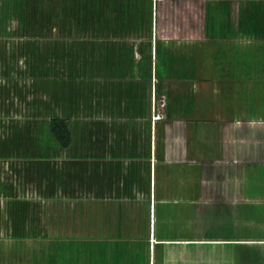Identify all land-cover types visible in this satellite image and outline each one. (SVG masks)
Here are the masks:
<instances>
[{
  "label": "rangeland",
  "instance_id": "1",
  "mask_svg": "<svg viewBox=\"0 0 264 264\" xmlns=\"http://www.w3.org/2000/svg\"><path fill=\"white\" fill-rule=\"evenodd\" d=\"M41 1L47 13L42 21L49 32H16L0 39L5 58L16 67L5 71L16 80L17 94L8 98L13 107L10 120L24 129L18 133L16 126L11 137L23 142L30 133L33 154L49 139L42 133L45 123L59 116L68 120L73 143L64 151L49 149L46 159L43 151L38 152L45 163L33 156L18 162L17 154L26 152L22 147L14 152L17 163L0 161V177L6 182L20 187L24 182L29 190L35 188L41 173L48 191L47 197L27 193L44 206L37 216L47 220L46 236L33 239L30 248L15 241L7 246L8 255L0 264H131L139 254L144 257L146 247L139 237L146 233V209L125 208L119 227L73 231L67 210L56 215L51 201L71 196L59 192L61 188L67 192L74 187L76 196L92 198L83 188L93 180V187L114 188L129 186L126 179L130 182L133 177L132 185L137 186L148 170L149 181L144 180L143 186L158 189L156 211L165 226L160 228L168 229L174 222L178 230L188 215L193 226L205 217L199 211L207 213L206 200L221 198L210 191L264 185L263 175L252 176L264 170V0H148L150 19L139 22H150L151 30L141 27L124 30L122 36L111 35L121 39V47L110 55L106 37L91 34L89 26L79 34L58 32L59 0ZM77 1L81 8L90 2ZM102 20L94 19L96 25ZM80 21L84 27L90 23L87 18ZM20 24L18 18L8 21L11 30ZM30 43H37L33 50L27 48ZM148 46L149 81L139 73L141 65L148 63L144 60ZM156 61L165 67L162 78L155 74ZM39 67L47 74L40 83L34 82ZM94 153L96 162L90 160ZM20 168L32 176L31 181L23 179ZM147 196L152 198L151 193ZM181 199L182 203H176ZM247 208V203L239 204L238 218H247ZM226 209L206 215L232 218ZM1 236L9 234L3 230ZM92 236L100 240L89 239ZM108 236L122 238L117 254L110 253L104 242ZM93 249L98 256L91 259ZM128 249H133V255L126 254ZM35 255L36 263L29 259Z\"/></svg>",
  "mask_w": 264,
  "mask_h": 264
},
{
  "label": "crops",
  "instance_id": "2",
  "mask_svg": "<svg viewBox=\"0 0 264 264\" xmlns=\"http://www.w3.org/2000/svg\"><path fill=\"white\" fill-rule=\"evenodd\" d=\"M41 2V0H33V2L31 0H0V39L5 37L2 35L16 32L20 34H43L48 31V26L45 24L46 21H42V17H46L47 13L45 9H41ZM59 11L60 14L56 13L55 15L57 18H61L60 22L57 20V22H59L57 31L61 30V32H63L66 30L69 34H78L77 27L74 25L73 21H64V18H71V20H73V13L69 12L65 14L62 10ZM10 18H18L19 24H21L18 25L16 29L12 27L11 30L8 25ZM30 19H37L39 22L33 23ZM36 45L37 43H30L27 48L33 50ZM9 61L8 58H5L0 43V161L15 162L19 160L18 162L21 163L24 162V160H30L28 158L33 156V158L38 157V162L45 163L43 158L46 159L49 149L64 151L72 145L73 138L71 137V143L67 148L60 147L54 139H50L52 137L48 133V122H46L42 133L49 139L40 146L38 145L40 149L38 150L37 147V152L31 154L30 133L25 135L23 142L17 140L16 142L18 143H16L12 141L13 137H11V131L12 134H14L16 126L18 133H22L24 129L19 125H15L14 121H11L12 118L9 115L13 107L9 103L8 98L10 94H17L14 85L16 84V80L13 77L14 75L5 73L9 68L12 70L16 68L15 64L12 65ZM42 71L43 70L39 67V75L37 74L38 76L34 79V82L40 83V80L44 79L42 75L45 76V79L47 78L45 69L44 73H42ZM25 125L27 126V124ZM77 145H79L77 149L79 154L82 151H79L80 144ZM17 147H22L24 152H26L22 155L16 153V160L14 159L16 156L14 152ZM38 152H42L46 154V156L42 158V155ZM112 152L114 153L115 151L112 150ZM97 155L95 153L92 154L90 160L96 162V159H98ZM253 162L259 163L258 160H254ZM20 169H24L22 173L24 176L23 179L27 178L31 181L32 176L26 174L25 168ZM262 169H264V167ZM132 174L136 173L132 172ZM260 174L261 178L263 175L262 179L264 180V170L252 176L256 178L255 176L260 177ZM93 175L96 177V174L93 173ZM145 176L144 172V179L142 178L143 182L140 177H136L139 179V181L136 182L137 186L132 185L133 183L131 181L133 177H130V182H127L128 179H126V183H128L129 186L125 185L124 187L114 188L111 186L99 185L93 187L91 185L95 184L94 181H96L93 180L86 188H83L84 194H93L92 198H80L76 196V188L74 187L68 189L67 192H65L66 190H64V188H61L58 190L59 192L71 196L68 198L56 197L55 199H51L54 203L55 214L58 215V213L66 209L69 215L68 219L70 223H72H69V225L73 228V231L74 228H87L88 226H96V228L109 230L113 227L121 226V222L119 221H121V215L125 208L132 207L135 210L146 209V233L139 237L146 248L143 253L144 257H141V253L137 257V261H135H140V264H264V185L251 187L248 190L238 187L223 189L222 192H217V189L212 190L210 194H215L217 197L221 196V198L214 200L208 199L205 201L207 203V213L206 211L204 212L196 209L200 212V215H204L205 217H202L194 226L192 225L191 217L188 215L185 220H182V222L180 221L181 225L178 230L175 229L174 222L168 224V229L161 230L160 227L165 226H163L164 222L160 221L158 217V212L156 211L158 202L154 198L158 189L154 186H152L151 189L143 186L144 180L146 179ZM39 177V180L35 183V188L30 187L29 190L23 185L24 182L21 188L20 185L15 186V182L8 183L0 177V259L2 258L4 260V258H6L5 256L8 255L7 246L11 247L13 243L15 244V241L18 244L22 243L26 246L27 244L29 245L33 239H41L46 236V227H48L47 220H41L40 216H37V212L44 206H42L41 201H37L36 198L28 197L27 194L36 191L34 193L39 194L40 197H42V195L47 197L48 191L45 185H42L41 173ZM150 193L152 196L151 199L147 198V195H150ZM50 194H53V189L50 191ZM138 195H145V198L139 197ZM176 203H182V199L177 200ZM240 203H247L248 207L247 218L243 220L238 218L237 213ZM81 205H83V207ZM85 205H88V208H86ZM195 205L196 208L199 209L198 204ZM223 207L227 208L226 212H229V210L231 211L232 218L224 219L213 215H206L210 212L213 213V211H217V208L223 210ZM81 211V215L87 216V218H82L80 216ZM95 211L97 212L94 213ZM97 213L100 214L98 218ZM117 217H119V219ZM115 219L117 220L115 221ZM193 219L196 218L193 217ZM3 230L5 233L8 232V237L1 236ZM76 237H79V235ZM92 237H89V239H99L95 236ZM15 238L18 239L16 240ZM121 239V237L120 239L109 236L106 237V241L104 242H106V245L110 246V253L114 251V253L117 254V252L121 251ZM124 242L127 243L126 241ZM28 247L30 248V245ZM93 250L94 251H89L90 258H93L94 255V258L98 256V252L95 251V249ZM131 251L128 249V251H126L128 253L126 254L133 255V249ZM70 257L72 258L73 254H71ZM29 259H33L35 263L37 261L36 255ZM133 259L136 258L133 256ZM96 264H99V262H96Z\"/></svg>",
  "mask_w": 264,
  "mask_h": 264
},
{
  "label": "trees",
  "instance_id": "3",
  "mask_svg": "<svg viewBox=\"0 0 264 264\" xmlns=\"http://www.w3.org/2000/svg\"><path fill=\"white\" fill-rule=\"evenodd\" d=\"M77 1V0H75ZM74 0H59V10H62L63 13L68 14L69 12L73 13V20L71 18L70 21L74 22V25L77 27L78 34L81 31H84L87 26V30L91 29V34L97 35L99 37L105 38L106 42H109L110 45H108L107 48V55H110L111 50L112 52L118 50L120 45V40L115 38H109L111 35L116 36H122L124 33V30L127 31L128 29H135L139 31L141 27L146 28L148 31L151 30L150 22L149 25H142L139 21H143L145 18L150 19V11H151V4L148 0H105V1H96V0H90V2L86 5L87 8L83 7L81 8L78 3H74ZM58 2V1H57ZM66 16V15H65ZM84 18L90 20L89 24L80 26V19L84 20ZM98 18L99 20L105 19L104 21H100L98 25H96L94 19ZM65 19V18H64ZM64 21H67V20ZM92 26V27H90ZM210 47L214 46V41H210L209 44ZM142 48V47H141ZM145 48V47H143ZM140 49L141 52L144 53V49ZM149 48V49H148ZM147 59L144 58L148 63H146L145 66L141 65V70H139V73H141L142 77H144L145 80L149 81L150 73L151 71V60L149 58L150 54V46L147 47L146 50ZM117 55V53L115 52ZM114 54V55H115ZM145 55V53H144ZM142 59V63L144 62ZM140 62V60H139ZM117 64V63H115ZM119 67V64H118ZM144 73V74H143ZM155 74L157 77L162 78L165 76V67L160 62H155ZM146 77V78H145ZM203 118V117H202ZM203 121V120H202ZM206 122V120L204 119ZM48 133L51 135V137L56 141V143L62 147L67 148L71 143V130L68 120L65 117H59L54 116L48 120L47 124ZM145 181H149V173L148 170L145 171Z\"/></svg>",
  "mask_w": 264,
  "mask_h": 264
}]
</instances>
